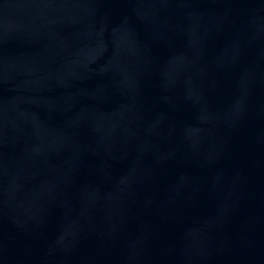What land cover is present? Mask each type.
Here are the masks:
<instances>
[{"label": "water", "instance_id": "water-1", "mask_svg": "<svg viewBox=\"0 0 264 264\" xmlns=\"http://www.w3.org/2000/svg\"><path fill=\"white\" fill-rule=\"evenodd\" d=\"M0 264H264V0H0Z\"/></svg>", "mask_w": 264, "mask_h": 264}]
</instances>
